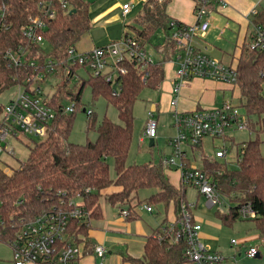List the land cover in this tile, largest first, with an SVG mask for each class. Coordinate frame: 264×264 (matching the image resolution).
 Returning <instances> with one entry per match:
<instances>
[{
    "label": "trees",
    "instance_id": "trees-1",
    "mask_svg": "<svg viewBox=\"0 0 264 264\" xmlns=\"http://www.w3.org/2000/svg\"><path fill=\"white\" fill-rule=\"evenodd\" d=\"M40 1L0 0V6L5 7L3 21L8 27L0 31V96L16 86H23L28 91L30 83H27V79L32 80L38 73L44 75L43 79L59 71L64 75L67 50L90 29L89 3L67 0L68 11L59 9L42 32L43 43L51 47L49 52H44L41 47L43 43H29L22 33L29 17L39 14ZM167 1L147 0L142 6L137 17L138 27H132L142 48L157 30L165 34L166 47H172L167 38L172 20L165 13ZM71 10L75 12L69 14ZM253 22L264 30V13H260ZM250 39L246 38L241 47V57L236 66L237 86L240 91L239 107L246 114L247 126L250 129L256 127L258 136L264 133V51H251ZM9 50L19 58V64L12 63L7 55ZM49 60L57 65L52 73L45 71ZM120 68L124 70L123 73L117 72L114 81H106L104 75L94 77L89 74L83 79L77 74V67H69L67 80L77 78V90H60L44 97V102L56 114L55 120L49 124L47 135L40 143L29 148L28 157L19 169H13L9 175L0 169V242L8 245L23 223L43 212L66 208L68 203L79 198L84 209L90 213V224L72 221L69 233L81 249L87 247L90 244L87 233L91 221H98L102 216V191L112 185L120 190L105 196L109 205L130 211L131 201L137 198L139 190L156 189L158 192L147 199L137 200L136 205H162L166 211L173 203L177 219H180V205L186 204V186L174 188L164 173L161 161L157 165L126 166L133 136L134 103L145 88L156 89L162 83L163 64L151 61L145 65L133 59L125 60ZM86 85L91 89L93 101L101 97L116 109L120 124L104 117L97 127L96 140L81 145L70 143L67 139L74 114L84 107L81 94ZM65 98L74 105L72 113H64ZM2 111L3 106H0V115ZM251 116L255 117L254 120H250ZM87 119L89 129L95 128V113L87 116ZM108 158L113 160L115 180L110 178ZM227 165L203 158L200 168L219 195L234 205L224 213L217 211L216 216L225 226H232L238 220H250L258 236L264 238V157L260 151V141L249 140L240 147L234 170H229ZM244 205L251 207L254 217L240 216L239 209ZM131 216L129 212L126 219L131 220ZM162 227L146 239L141 258L124 257V260L129 264L188 262L184 256V241L171 244L167 239L160 242L154 238Z\"/></svg>",
    "mask_w": 264,
    "mask_h": 264
},
{
    "label": "built area",
    "instance_id": "built-area-1",
    "mask_svg": "<svg viewBox=\"0 0 264 264\" xmlns=\"http://www.w3.org/2000/svg\"><path fill=\"white\" fill-rule=\"evenodd\" d=\"M193 25H181L171 20L169 23L168 40L175 49V58L178 60V69L175 73L173 84L174 98L170 106L174 108L173 126L175 135L167 143L172 148V155L161 161L162 167L177 166L181 172V185L193 187L197 193L205 198L208 208L220 203V195L208 176L196 166L186 167L184 148L197 149L205 137L220 138L230 130H246L247 117L241 111L239 105L230 101H224L221 105L210 109H197L191 112L181 113L175 110L179 88L184 82L193 77L209 79L226 85L237 86L238 74L236 67H226L219 61L209 57L196 45V40L206 35L210 27V18L213 9L223 6L224 0H193ZM68 11L67 0H41L38 4L39 14L30 16L27 25L23 28L24 38L29 43H43L42 32L47 29L48 23L56 17L58 10ZM131 10L130 4L122 6L121 17L124 20ZM5 7L0 6V31L8 27L3 21ZM121 38L103 47H96L89 52H79L71 46L66 53L65 77L70 73L69 67L83 69L87 75L99 77L104 75L106 81H114L115 73L124 72L120 64L125 60H136L139 63L149 64L151 58L144 48L140 46L136 35L129 33L126 29ZM249 49L251 51H264V30L258 25H252ZM144 47V46H143ZM19 52V50L17 51ZM17 54V53H16ZM7 55L14 64H19V58L11 51ZM31 65H34L31 63ZM57 67L56 63L47 61L46 73H52ZM44 75L38 73L32 80L27 79L30 87L27 91L23 86H17L18 90L9 103L3 107L4 116L0 121V152L4 151L9 136H17L20 132L27 136L44 137L47 135L49 124L55 120L54 109L44 102L41 97L39 85L32 87L34 82H41ZM77 79V78H76ZM145 79V77L143 78ZM72 104V103H71ZM74 111V105H66L64 113ZM87 116L93 111L86 110ZM144 137L155 140L157 136V122L153 119L152 112L147 113ZM143 137V138H144ZM7 153L13 156L12 151ZM224 149L215 152L216 158H224ZM220 174V173H218ZM147 212H151L150 206L144 205ZM192 205L182 203L180 205V219L177 224L166 225L159 233L154 235L158 241L166 239L171 244H178L181 240L185 242L184 256L192 264H218L224 258L210 250L209 247L199 242L200 225L191 222L190 209ZM242 218L254 217V212L249 205L239 209ZM122 217L129 215L128 210H121ZM90 224V213L84 209L79 198L68 203L66 208L46 211L34 219L25 222L16 231L8 246L12 253V264H79L82 249L77 245L70 235L69 228L72 221ZM0 221V226H1ZM232 243H236L235 240ZM93 253L104 264L103 259L106 250L101 245L93 247ZM247 257L254 258L258 255L257 247L249 248Z\"/></svg>",
    "mask_w": 264,
    "mask_h": 264
},
{
    "label": "crops",
    "instance_id": "crops-1",
    "mask_svg": "<svg viewBox=\"0 0 264 264\" xmlns=\"http://www.w3.org/2000/svg\"><path fill=\"white\" fill-rule=\"evenodd\" d=\"M83 1L89 3L88 10L90 19L93 15L92 21L90 22V29L84 33L74 45L77 51L83 53L89 52L96 47H103L121 38L124 31L128 29L126 26L127 18L133 13H137L138 17L141 13L142 6L147 2V0ZM124 4H130L131 10L123 20L121 12ZM193 11V0H168L165 7L166 15L181 25H193L195 23ZM260 13H264V0H224L223 6L213 9L210 18V27L204 37L196 40V45L209 57L219 61L221 65L226 67H236L241 57V47L246 38H248L247 36L250 26L252 28V25H255L253 21L256 20ZM226 31L231 33V41L235 39L234 43L231 42L230 46L225 45L217 37L218 32L222 35ZM129 33L134 34V32L130 31ZM213 43H216V45ZM228 47H234V50L230 52ZM144 50L150 57L145 45ZM159 50L164 55L162 60L157 61L162 62L163 64L164 80L155 90L160 92V101L162 100L166 104V111H168L172 117L174 108L170 106V102L174 98L172 91L175 73L178 69L179 62L177 58H170V55H172V57L175 56L174 47L168 48L165 43V47H160ZM16 92L17 91H15V93ZM15 93L9 101L14 97ZM239 97V88L209 79L193 77L184 82L179 88L175 110L181 113H186L197 109H210L221 105L224 101H230L233 103L232 100H239ZM152 108L156 111V122H158L159 114L161 113L159 106L157 104ZM174 135L175 128L172 125V135L169 136L168 140ZM140 142H143V138ZM201 145L197 149L201 148ZM184 152L186 153V160L183 161V164L186 167L193 166L187 158L188 148H184ZM196 167L201 168V166L197 165ZM164 173L167 176L169 183L174 188L180 189V187H182L180 180L181 172L177 166L175 167V171H164ZM119 190L118 187L107 188L102 191V197L105 200L106 195ZM156 192L158 191L156 190L155 192L150 191L145 193L141 200L149 198ZM185 196L186 188L184 190V199L186 201ZM199 198L202 197L197 193L196 201L190 204L192 205V208L190 209L191 222L197 223L201 227L199 231V242L224 258V260L218 264H264V256L258 248V245L252 243L247 246V244H245L247 241L253 239L257 240L258 238L262 240L264 238H260L256 232V235L247 234L242 240H238V243H232L233 240H236L231 239L232 236H230V242L225 241L224 239L227 235L223 228H232L237 221L232 226H225L217 216H215L214 220L207 221H204L198 216L195 217L192 211L196 210ZM186 203L188 202L186 201ZM139 205L141 204H132L129 211L132 215L131 220L126 219L127 217H122L120 214L121 209L118 207L108 204L109 207H107L106 210L101 208V218L98 220L94 229H89L87 233V240L90 244L82 249L79 264H97L98 258L93 253V247L95 245H101L106 250V254H108L106 264H129L124 260V257L136 259L141 258L146 239L153 235L156 229L160 226L170 224L178 225L179 223V219H177L178 215L175 212L173 203L168 206L166 211L162 205H152L150 206L152 208L151 212H147L144 208H142V210L139 209ZM142 205L144 206L146 204L144 203ZM158 206L162 208L163 214L159 212L155 216V209ZM122 210L127 209L124 208ZM252 247H257L258 255L254 258H249L247 257L246 252ZM114 252H117L118 254L113 255ZM10 264H12V257Z\"/></svg>",
    "mask_w": 264,
    "mask_h": 264
},
{
    "label": "rangeland",
    "instance_id": "rangeland-1",
    "mask_svg": "<svg viewBox=\"0 0 264 264\" xmlns=\"http://www.w3.org/2000/svg\"><path fill=\"white\" fill-rule=\"evenodd\" d=\"M160 1V0H159ZM137 13L131 14L126 21L127 30L130 32H133L132 27L136 26L138 27L139 22L137 21ZM89 19V22L92 21ZM92 27V25H91ZM223 27V25H222ZM220 27V28H222ZM252 28L250 26V29L248 31V38L250 37L249 34H251ZM230 32L226 31L224 34L217 33L218 39L223 42L225 45H231V42L234 43L235 39L231 41ZM165 34L161 30L155 31V33L150 37L149 41L145 44L146 50L148 54L151 57V60L157 62L158 60L163 59V53L160 52V47H165L166 38ZM231 38V39H230ZM216 45V43H213ZM234 45V44H233ZM106 46V45H105ZM44 52H49L51 50V47L47 43H43L41 45ZM229 51L232 52L234 50V47H228ZM228 52V51H227ZM170 58H175L170 55ZM77 74L83 78H87V73L83 69H78ZM166 79V78H165ZM67 81V82H66ZM78 80L76 78H70L67 80L65 75L61 74L60 71L57 74H52L49 77H47L44 81L41 82H34L32 84V87H36V85H39L40 90L42 92L41 97L44 98L47 95H51L54 92L58 91H73L75 92L77 90ZM235 88H238L237 86H234ZM114 88H117L114 86ZM18 90V87L11 88L10 90L4 92L0 96V106H6L9 103V99L12 97V95L15 93V91ZM160 92L155 89H149L145 88L139 95L138 99L135 101L133 106V117H134V125H133V136H132V143L129 149V153L126 160V166H131L133 164H159L160 161L164 159H168L172 155V148L168 145L167 140L169 136L172 135V125H173V119L170 116L169 112L166 111V104L161 100L160 101ZM234 105H239V100H232ZM64 103L68 106H71L72 104L67 100L64 99ZM81 103L84 107L80 108L73 116L72 120V126L71 131L68 136V142L74 143V144H86L87 142H94L97 138V127L102 122L103 118L106 117L108 120L112 121L115 124H120L118 114L116 109L112 105H108L106 101L103 98H98L97 100L93 101L91 96V89L88 85H86L81 94ZM160 109V114L157 122V136L154 140V145L149 146L150 139L147 137H144V130H145V123L148 118L147 113L152 112L153 119L156 121V111L153 110V106L157 105ZM163 107V109H162ZM83 108H86V110H91L93 113H95V128L89 129L90 122L87 119V115L85 112H83ZM165 109V110H164ZM241 111H243V108H241ZM4 116V113L2 112L0 115V121L2 120ZM254 116L250 117V120H254ZM254 129H250L249 127L246 130H234L230 129L228 130L224 137L220 138H211V137H205L202 140L201 148L199 149H191L188 148L187 158L190 160L192 165L194 166H201L202 165V159L206 158L210 161H218L220 163H227L229 170H234L236 168V160L238 158V155L240 153V147L249 140L258 139L260 141V151L262 156L264 157V133L256 135V127H253ZM144 137V138H143ZM143 138V142H140V140ZM44 137H33V136H27L20 132L17 133V136H9L7 138V144L4 151L0 152V169L5 172L7 175L11 174V171L13 169H19L20 166L25 162V160L28 157L29 148L34 147L37 143H40ZM224 149L226 152V155L222 159H218L215 157V152L217 150ZM7 151H12L13 156L9 155ZM108 164L110 169V178L112 180H115V171L113 167V160L111 158H108ZM175 165L164 167L163 169L165 172L168 171H175ZM116 186H110L109 188H115ZM150 191L155 192L156 189H144L139 190L137 193V198L133 199L131 201L132 204H136L137 200H141L144 197L145 193H148ZM197 190L193 187L186 186V201L188 204L193 203L196 201L197 198ZM202 198H199V202L197 204L196 210H193L192 213H194V216H198L202 218L204 221L207 220H214L215 214L217 211L220 213L226 212L229 206H232L229 204L228 200L224 196H220V203L217 206H214L212 208H208L205 204V198L201 196ZM101 208L104 210L107 209L108 204L105 202L103 197L100 200ZM234 206V205H233ZM139 209L142 210L143 205L138 206ZM162 212V208L158 206L155 209L154 215L156 216L157 213ZM98 221H91V230L94 229ZM206 225V224H204ZM226 232L227 237H225V241L230 242V236L231 239H236L235 241L238 243V240H242L243 237H245L247 234H253L256 235V230L254 229V224L250 220H238L232 228L225 227L223 228ZM224 235V236H226ZM229 238V239H228ZM258 245V248L262 252V255L264 256V239L260 240L257 238V240H250L247 241L245 244L247 246L251 245ZM237 247V246H236ZM242 248V247H241ZM117 252H114L113 255H117ZM12 257L11 249L10 247L0 242V264H10ZM108 258V254L105 255L103 262L106 264ZM99 263V260L97 259V264ZM184 264H192L189 262H186Z\"/></svg>",
    "mask_w": 264,
    "mask_h": 264
},
{
    "label": "water",
    "instance_id": "water-1",
    "mask_svg": "<svg viewBox=\"0 0 264 264\" xmlns=\"http://www.w3.org/2000/svg\"><path fill=\"white\" fill-rule=\"evenodd\" d=\"M75 12V10H71L70 12H69V14H72V13H74ZM83 112H84V110H83ZM154 145V140L153 139H150V141H149V146L151 147V146H153Z\"/></svg>",
    "mask_w": 264,
    "mask_h": 264
}]
</instances>
